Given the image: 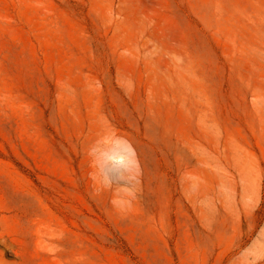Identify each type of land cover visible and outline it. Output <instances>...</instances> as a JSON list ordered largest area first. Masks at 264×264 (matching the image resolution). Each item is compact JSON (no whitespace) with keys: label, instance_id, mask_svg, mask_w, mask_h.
I'll return each mask as SVG.
<instances>
[{"label":"rangeland","instance_id":"rangeland-1","mask_svg":"<svg viewBox=\"0 0 264 264\" xmlns=\"http://www.w3.org/2000/svg\"><path fill=\"white\" fill-rule=\"evenodd\" d=\"M0 264H264V0H0Z\"/></svg>","mask_w":264,"mask_h":264},{"label":"bare ground","instance_id":"bare-ground-1","mask_svg":"<svg viewBox=\"0 0 264 264\" xmlns=\"http://www.w3.org/2000/svg\"><path fill=\"white\" fill-rule=\"evenodd\" d=\"M177 77L180 78L181 80H183L181 75L177 74Z\"/></svg>","mask_w":264,"mask_h":264}]
</instances>
